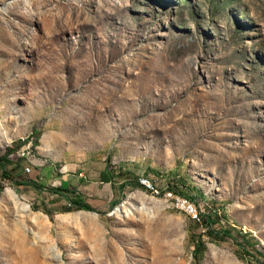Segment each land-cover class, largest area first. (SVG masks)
<instances>
[{
    "label": "rangeland",
    "instance_id": "obj_1",
    "mask_svg": "<svg viewBox=\"0 0 264 264\" xmlns=\"http://www.w3.org/2000/svg\"><path fill=\"white\" fill-rule=\"evenodd\" d=\"M0 264H264V0H0Z\"/></svg>",
    "mask_w": 264,
    "mask_h": 264
},
{
    "label": "crops",
    "instance_id": "obj_2",
    "mask_svg": "<svg viewBox=\"0 0 264 264\" xmlns=\"http://www.w3.org/2000/svg\"><path fill=\"white\" fill-rule=\"evenodd\" d=\"M77 166V164H76ZM81 166V165H80ZM82 168V167H81ZM68 170H72L71 172H68ZM75 167L73 165H69L67 169H55L54 167L47 166L44 169L36 170L33 175L31 176L30 179H26L24 181L23 186L26 188L27 194H31V198H35L36 200L39 201V198H42L40 194V189L42 188L41 186L46 182L50 181L52 182V177L51 179H48L47 176H57V179H59L62 184H63V189L62 190H54L52 197L57 195L59 198L57 199L58 201H52L49 205H55L59 204L60 208L59 210H65L66 207L71 206V199H76V194H79V197L87 198L89 202L90 201V196L93 195V187L95 186L93 183H96V180H93L91 178L90 184L84 185V182L87 181V177L84 174V171L79 169V171H76ZM101 179L104 185L102 186V189L97 188L98 190L96 191L95 194H99V196L102 195L101 192H103L104 189L108 188L109 186H113L112 184L115 185V190L119 191V188L117 190L116 183L114 182V175L110 174L108 171V168H104L101 172ZM81 185V187H77V185ZM83 186V188H82ZM36 188V189H35ZM104 193V192H103ZM114 195V192L112 191V196Z\"/></svg>",
    "mask_w": 264,
    "mask_h": 264
},
{
    "label": "trees",
    "instance_id": "obj_3",
    "mask_svg": "<svg viewBox=\"0 0 264 264\" xmlns=\"http://www.w3.org/2000/svg\"><path fill=\"white\" fill-rule=\"evenodd\" d=\"M71 206H68L65 208L66 211H70L72 210V205L75 206L77 209H91V205L89 203L83 202L81 200L78 199H71ZM49 213V212H47ZM210 228V226L208 225V229ZM203 250V244L202 242L197 244L195 247V251L194 254L195 256L198 258V254L201 253V251Z\"/></svg>",
    "mask_w": 264,
    "mask_h": 264
},
{
    "label": "built area",
    "instance_id": "obj_4",
    "mask_svg": "<svg viewBox=\"0 0 264 264\" xmlns=\"http://www.w3.org/2000/svg\"><path fill=\"white\" fill-rule=\"evenodd\" d=\"M25 169H26V171H28V172H30V171H31V168H30V166H27ZM145 183L147 184V183H149V181H145Z\"/></svg>",
    "mask_w": 264,
    "mask_h": 264
}]
</instances>
